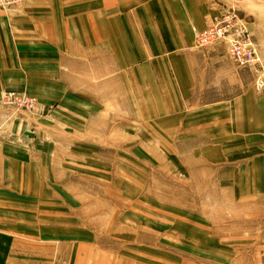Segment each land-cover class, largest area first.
<instances>
[{"label":"crops","instance_id":"crops-1","mask_svg":"<svg viewBox=\"0 0 264 264\" xmlns=\"http://www.w3.org/2000/svg\"><path fill=\"white\" fill-rule=\"evenodd\" d=\"M231 7L250 13L264 59V0H24L0 11V101L17 91L42 105L33 115L0 102V264H264V86L224 42L196 44ZM115 114L133 117L144 146L170 148L203 207H66L84 185L111 195L94 149L115 146L100 139ZM179 211L191 212L186 228ZM233 228L249 246L234 256Z\"/></svg>","mask_w":264,"mask_h":264},{"label":"rangeland","instance_id":"rangeland-1","mask_svg":"<svg viewBox=\"0 0 264 264\" xmlns=\"http://www.w3.org/2000/svg\"><path fill=\"white\" fill-rule=\"evenodd\" d=\"M23 1L24 0H22V2ZM22 2L16 7L21 5ZM16 7L2 9L0 11H10ZM237 10L249 21L250 24V13L238 8ZM219 43L223 42H216L213 45ZM258 54L261 57L262 65L258 64L255 67H239L232 61L236 67L248 69L250 73H252L256 87L257 79L261 75H264V59L259 51ZM4 95L2 96L0 102L1 106L5 109H9L11 111L21 110L35 115L38 113L40 108H42L38 99V108L35 112H31L24 108H16V105L12 106L5 103ZM117 111L120 110H115V112ZM109 127L110 132L105 133V135H100V139H104L105 143L106 141H108V143H112L113 139V141H115V146H100L94 150L99 160L98 166L100 167V173L103 172L101 167L108 169L107 176L111 179L109 181L108 192L111 195H102L101 193L98 194L95 192L97 190L86 189V185H84L81 196H68L66 198L68 201L66 207H162L165 215H171V207H203L204 196L196 195V189L188 188V182L186 179L182 177L178 178L176 176V170H171L173 164H171L170 148L164 147L162 149H157L153 145L144 146V143L146 142L142 141V138L139 137L137 125L133 123V117L129 118L127 116H122V114H115ZM149 127L154 126L149 125ZM153 136L154 131L146 132L147 139L151 138L150 144H153ZM124 173L127 174L124 175ZM123 179L127 182H125V188L121 192L119 187L121 186L120 183ZM97 181L101 186L104 181L103 177H99ZM91 183L96 185L94 180H92ZM127 186H129V189H126ZM79 202L81 204H79ZM211 207H213V205ZM178 213L181 216L179 220L182 221L179 226L186 228L188 223L185 221L188 217L187 215H190L191 212L179 211ZM244 214L248 215L249 212H244ZM230 219L234 220L233 218ZM251 220V218H247L244 223L249 225ZM164 221H166V218H164ZM231 222H235V220ZM182 227L180 228L183 229ZM263 230L264 229L259 228L255 230V233L257 234ZM247 231L248 232H246V234L251 235V229H247ZM227 236L228 239L230 237L233 240L232 242H228L226 245L228 253L230 252L232 256L236 253L245 251V247H249L242 243L239 245L236 244L234 239L238 237L241 240L242 234H236L234 228L232 229V233L229 234L228 232ZM180 237L179 242H176L178 243V246H182L184 244L182 241H186L185 237ZM231 262H235V260L233 259Z\"/></svg>","mask_w":264,"mask_h":264},{"label":"built area","instance_id":"built-area-1","mask_svg":"<svg viewBox=\"0 0 264 264\" xmlns=\"http://www.w3.org/2000/svg\"><path fill=\"white\" fill-rule=\"evenodd\" d=\"M22 0H0V10L16 7ZM216 42H224L228 47V55L239 67H255L262 65L249 21L236 8H227L212 16L209 25L197 31L198 47H208ZM264 86V75L257 79V87ZM5 103L16 108L28 109L35 112L38 108L36 97L17 93H5Z\"/></svg>","mask_w":264,"mask_h":264}]
</instances>
